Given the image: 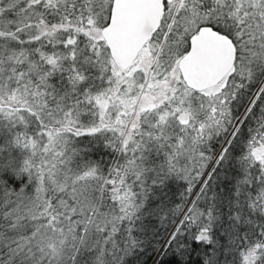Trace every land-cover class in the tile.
I'll use <instances>...</instances> for the list:
<instances>
[{
    "label": "snow or ice",
    "instance_id": "1",
    "mask_svg": "<svg viewBox=\"0 0 264 264\" xmlns=\"http://www.w3.org/2000/svg\"><path fill=\"white\" fill-rule=\"evenodd\" d=\"M0 264H264V0H0Z\"/></svg>",
    "mask_w": 264,
    "mask_h": 264
}]
</instances>
